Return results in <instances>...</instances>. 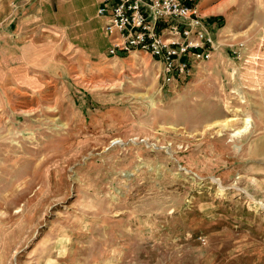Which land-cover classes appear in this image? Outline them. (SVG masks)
<instances>
[{"label":"rangeland","instance_id":"rangeland-1","mask_svg":"<svg viewBox=\"0 0 264 264\" xmlns=\"http://www.w3.org/2000/svg\"><path fill=\"white\" fill-rule=\"evenodd\" d=\"M202 5L182 75L91 5L1 18L0 264H264V0Z\"/></svg>","mask_w":264,"mask_h":264},{"label":"built area","instance_id":"built-area-1","mask_svg":"<svg viewBox=\"0 0 264 264\" xmlns=\"http://www.w3.org/2000/svg\"><path fill=\"white\" fill-rule=\"evenodd\" d=\"M97 14L106 18L109 55L148 53L163 62L167 75L188 74L189 55L208 59L199 41L213 45L198 9L185 0H103Z\"/></svg>","mask_w":264,"mask_h":264},{"label":"crops","instance_id":"crops-1","mask_svg":"<svg viewBox=\"0 0 264 264\" xmlns=\"http://www.w3.org/2000/svg\"><path fill=\"white\" fill-rule=\"evenodd\" d=\"M27 1L28 0H26V1L25 0H19V3L15 5V4H13L15 2V0H0V22L2 21L1 18H10V17L17 15V14H20V13L26 14L27 11H31V10H37L38 11L39 10L38 8L41 7L42 5H47L50 7L49 10L47 9V13L46 14L44 13V15L48 16V18L51 16L50 20H52V23L56 19L53 20V17L50 13H53V15L54 14L58 15L59 12L67 11L65 13H67L68 15H71V16L72 15H75V16H84L85 15V16H87L86 13H87V10L90 7V5L94 9L96 8V11L94 12V14L96 16H99L97 14V10L101 6L103 0H40V1L37 0L38 2H34L31 5L26 6V3H28ZM34 1H36V0H34ZM185 1L187 3L191 2V0H185ZM204 1H207V0H199V2H201V3L198 5L195 2L190 3V4L196 6V8L198 10H200L199 7L203 6L202 4L204 3ZM23 2H25V3H23ZM66 9H68V10H66ZM90 16L91 15H88L89 18H90ZM99 17H101V16H99ZM102 19L104 20V23H103V30H104L106 18L103 17ZM33 20H35V19H32V21ZM23 23L24 22L21 21V22H19V25L22 26ZM40 34L45 35L46 38H48L49 40L56 43V42H59V40H61L60 35L63 34V29L60 28V26L54 25L49 30H47V32H43ZM106 37H107V35H106ZM19 39L25 40V38H19ZM108 47H109V45H108ZM10 50H13V52L16 51V49H10L9 48V51ZM33 54L38 55L37 52H33L31 55H33ZM29 55H30V53L28 51H24V52L23 51H20V52L16 51L15 55H13L11 58H6V59L8 61H12L15 59V56H18L21 58H26ZM3 58H5V57H3Z\"/></svg>","mask_w":264,"mask_h":264},{"label":"trees","instance_id":"trees-1","mask_svg":"<svg viewBox=\"0 0 264 264\" xmlns=\"http://www.w3.org/2000/svg\"><path fill=\"white\" fill-rule=\"evenodd\" d=\"M118 55H123V54H118Z\"/></svg>","mask_w":264,"mask_h":264}]
</instances>
